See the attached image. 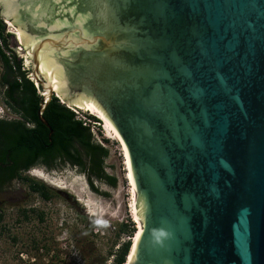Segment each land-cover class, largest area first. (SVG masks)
Returning a JSON list of instances; mask_svg holds the SVG:
<instances>
[{
	"label": "water",
	"instance_id": "water-1",
	"mask_svg": "<svg viewBox=\"0 0 264 264\" xmlns=\"http://www.w3.org/2000/svg\"><path fill=\"white\" fill-rule=\"evenodd\" d=\"M0 13L25 35L13 46L48 135L59 94L122 139L142 225L128 264H264V0H0Z\"/></svg>",
	"mask_w": 264,
	"mask_h": 264
},
{
	"label": "rangeland",
	"instance_id": "rangeland-1",
	"mask_svg": "<svg viewBox=\"0 0 264 264\" xmlns=\"http://www.w3.org/2000/svg\"><path fill=\"white\" fill-rule=\"evenodd\" d=\"M17 51L31 71L29 54ZM76 111L83 118L82 112ZM0 118H19L5 105L2 87ZM100 120L93 133L109 150L105 170L116 177V185L94 180L96 191L83 173L69 165L52 169L37 165L23 173L51 190L48 199L22 180L8 183L0 189V264H112L117 247L129 238L119 232L120 226L133 222L137 231L125 152Z\"/></svg>",
	"mask_w": 264,
	"mask_h": 264
},
{
	"label": "trees",
	"instance_id": "trees-1",
	"mask_svg": "<svg viewBox=\"0 0 264 264\" xmlns=\"http://www.w3.org/2000/svg\"><path fill=\"white\" fill-rule=\"evenodd\" d=\"M13 39L0 14V87L5 105L19 116L0 118V189L18 179L48 199L51 190L44 183L23 175L37 165L47 169L64 165L76 168L96 191L94 180L116 185V177L105 170L109 150L94 137L93 127L101 121L96 115L82 113L80 118L60 96L53 95L42 113L52 130L48 135L50 130L36 114L42 98L41 87L30 78L31 71L24 67L22 57L12 46ZM119 232L129 238L117 247L112 264L127 263L136 234L134 223L121 225Z\"/></svg>",
	"mask_w": 264,
	"mask_h": 264
},
{
	"label": "bare ground",
	"instance_id": "bare-ground-1",
	"mask_svg": "<svg viewBox=\"0 0 264 264\" xmlns=\"http://www.w3.org/2000/svg\"><path fill=\"white\" fill-rule=\"evenodd\" d=\"M9 28H10V30L12 29V32L13 31L16 32V34H17V36L19 38V41H22V37L24 36L23 33L19 29L15 28L12 25H9ZM87 106H88L89 109H91V110L94 111V113H92V114H95V115H97L98 117H100L101 119L104 120L106 126L113 132V134L115 135V138L121 143V145L123 146L124 152H125V156H126V160H127V166H128V169H129V178H130V180L132 182V186H133V211H134V216H135L136 223L138 224V229H137L136 234H135V236L133 238L132 248H131V251H130V254H129V257H128V261L126 263V264H128L129 263V260H130V257H131V254H132V251H133L134 246L136 244V241H137V239H138V237H139V235L141 234V231H142L141 222L137 218L136 212H135L136 192H135V184H134L132 170H131V165H130V159H129V156H128L126 147H125L122 139L120 138L119 134L117 133V131L115 130V128L113 127V125L110 123V121L102 113V111L97 106H95L93 104L87 103Z\"/></svg>",
	"mask_w": 264,
	"mask_h": 264
},
{
	"label": "flooded vegetation",
	"instance_id": "flooded-vegetation-1",
	"mask_svg": "<svg viewBox=\"0 0 264 264\" xmlns=\"http://www.w3.org/2000/svg\"><path fill=\"white\" fill-rule=\"evenodd\" d=\"M31 169H32V167L30 169L26 170L25 172H29Z\"/></svg>",
	"mask_w": 264,
	"mask_h": 264
}]
</instances>
